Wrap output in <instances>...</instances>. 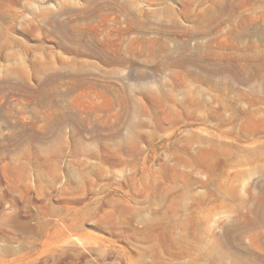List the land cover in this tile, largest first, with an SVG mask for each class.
<instances>
[{
    "label": "rangeland",
    "instance_id": "1",
    "mask_svg": "<svg viewBox=\"0 0 264 264\" xmlns=\"http://www.w3.org/2000/svg\"><path fill=\"white\" fill-rule=\"evenodd\" d=\"M215 1L0 0V264H264V0Z\"/></svg>",
    "mask_w": 264,
    "mask_h": 264
},
{
    "label": "bare ground",
    "instance_id": "2",
    "mask_svg": "<svg viewBox=\"0 0 264 264\" xmlns=\"http://www.w3.org/2000/svg\"><path fill=\"white\" fill-rule=\"evenodd\" d=\"M222 1V2H221ZM231 4L226 3L225 0H216L215 4H214V8L212 10H206L203 12V14H212V13H223L225 12V10L227 9V7H229ZM169 10L171 11V9L169 8ZM188 12V11H187ZM246 35H248L247 30L244 29L242 34H237L235 35L236 39H241L242 37H245ZM105 53V52H104ZM212 66V65H211ZM233 73V72H232ZM263 76V75H262ZM247 78V77H246ZM249 78V77H248ZM260 81V80H259ZM264 100V99H263ZM246 133L248 134H253V131H246ZM258 142V141H257ZM225 248V247H223ZM216 250V249H215ZM227 256V255H226Z\"/></svg>",
    "mask_w": 264,
    "mask_h": 264
}]
</instances>
